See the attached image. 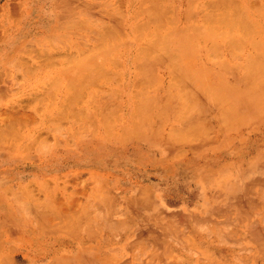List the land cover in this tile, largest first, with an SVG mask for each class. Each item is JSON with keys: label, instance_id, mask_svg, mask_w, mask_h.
<instances>
[{"label": "rangeland", "instance_id": "1", "mask_svg": "<svg viewBox=\"0 0 264 264\" xmlns=\"http://www.w3.org/2000/svg\"><path fill=\"white\" fill-rule=\"evenodd\" d=\"M223 1L136 0L134 12L125 0H0V264H134L137 222L114 209L123 186L166 163L150 137L193 132L197 97L222 102L225 80L264 92V0ZM168 36H182L177 50Z\"/></svg>", "mask_w": 264, "mask_h": 264}, {"label": "crops", "instance_id": "2", "mask_svg": "<svg viewBox=\"0 0 264 264\" xmlns=\"http://www.w3.org/2000/svg\"><path fill=\"white\" fill-rule=\"evenodd\" d=\"M255 64L259 68L260 62ZM215 79L221 82L217 72ZM228 82L225 90L212 87L222 102L209 104L206 97H197L200 114L194 110L188 117L193 132L177 131L181 139L172 141L167 134H153L149 142L156 151L151 157L166 163H158L159 169L136 180L139 184L130 180L123 186L124 198H119L114 212L124 218L113 220L130 225L126 217L133 214L137 222L133 223L134 264H264V247H260L264 245V92H235L233 81ZM234 100H242L238 138ZM199 124L202 129L197 134ZM253 125L259 126L256 152L251 154L252 148L243 158L244 148L253 140L249 136L255 131ZM239 147L242 155L236 158ZM240 158L242 167L237 168L235 160ZM192 228H207L208 234L193 229L191 235Z\"/></svg>", "mask_w": 264, "mask_h": 264}, {"label": "bare ground", "instance_id": "3", "mask_svg": "<svg viewBox=\"0 0 264 264\" xmlns=\"http://www.w3.org/2000/svg\"><path fill=\"white\" fill-rule=\"evenodd\" d=\"M133 1H136V0H127V1L125 0V2L127 3V4H126V10L128 9V7H130L131 9L134 10V12L136 11V9H137L136 6H137V4H135ZM221 1H222V0H221ZM224 1H225V0H224ZM224 1H223V2H224ZM257 1H258V0H257ZM191 2H193V1H191ZM207 2H208V1H207ZM228 2H229V1H228ZM233 2H234V0H233ZM208 3H210V2H208ZM234 3H235V2H234ZM240 3H241V2H240ZM261 3L264 4V1H262ZM203 4H204V2H203ZM229 4H231V3H229ZM166 5H168V4H166ZM169 5H170V4H169ZM173 5H174V4H172V5H170V6H173ZM233 5H234V4H233ZM236 5H237V4H236ZM240 5H241V4H240ZM258 5H261V4H258ZM262 6H264V5H262ZM262 6H261V7H262ZM175 7L177 8L176 4H175ZM206 7H207V6H206ZM236 7L238 8V6H236ZM242 7L244 8V4H242L241 7L239 6L240 9H243ZM172 8H174V6H173ZM172 8H171V9H172ZM176 8L172 9V11H173V14L175 13V14L177 15V13H176ZM237 8H236V9H237ZM196 9H197V7H196ZM258 9L260 10L259 7H258ZM196 11H197V13H198L200 10H196ZM240 11H241V10H240ZM240 11L236 10L235 12H236V14H238ZM123 12H124V11H123ZM207 12H208V11H206V13H207ZM120 14H121V13H120ZM175 14H174V15H175ZM189 14H190V13H189ZM208 14H209V13H207V15H208ZM176 15H175V16H176ZM232 15L234 16L235 13H232ZM239 15H240V13H239ZM239 15H238V16H239ZM242 15H243L244 18L246 17V16H244V14H242ZM187 16H188V15H187ZM187 16H185V17H187ZM240 17H242V16H240ZM173 18H174V17H173ZM173 18L171 17V20H172ZM206 18H207V17H206ZM207 19H210V17L207 18ZM235 19H236V16H235ZM118 21H120V20L118 19ZM177 21H178V20H177ZM248 21H249V20H248ZM173 22H174V21H173ZM173 22H172V23H173ZM118 23H119V22H118ZM202 23H203V22H202ZM247 23L250 24V22H247ZM254 23H255V25H257L255 21H254ZM174 24H175V22H174ZM195 24H196V22H195ZM122 25H123V23H122ZM176 25H177V24H176ZM189 25H190V24H189ZM189 25H187V27H188ZM191 25H192V24H191ZM191 25H190V26H191ZM196 25H197V24H196ZM250 25H251V24H250ZM203 26H204V25H203ZM245 26H246V24H245ZM119 27H121L120 23L118 24V28H119ZM175 27H176V26H175ZM183 27H184V26H183ZM183 27H182V28H183ZM191 27H192V26H191ZM204 27H205V26H204ZM207 27H210V26H207ZM173 28H174V27H173ZM196 28H197V27H196ZM205 28H206V27H205ZM211 28H212V27H210V28H208V29H206V30H209V29L211 30ZM246 28L248 29V25H247ZM175 29H177V28H175ZM179 29H181V27H179L177 30H179ZM197 29H198V28H197ZM113 30H115V29H113ZM170 30H172V29H170ZM177 30H176V31H177ZM181 30H182V29H181ZM185 30H186V29H185ZM199 30H200V27H199ZM172 31H173V30H172ZM179 31H180V30H179ZM169 32H170V31H169ZM199 32H201V31H199ZM199 32H198V33H199ZM171 33H172V32H171ZM209 33H210V31H209ZM212 33H213V32H212ZM253 33H254V32H253ZM178 34H179V32L177 31V35H178ZM168 35H169V34H168ZM254 35H255V34H254ZM175 36H176V35H175ZM166 39H167V38H166ZM166 39H165V41H167V40L169 41V40H170L169 43L166 42V43H168V46H169V47H166L167 45H164V46H163V47L165 48V49H164V48H163V49L166 50L167 52L172 51V49L177 50L178 47H179V45L183 42V40H182V36H179L178 38H175V37L170 38V37L168 36V39H167V40H166ZM211 42H212V41H211ZM211 42H210V43H211ZM215 43H216V42L214 41L213 44H214V45H218V43H217V44H215ZM220 43H221V42H220ZM121 44H123V42H122ZM116 46H117V45H116ZM172 47H173V48H172ZM215 47H216V46H215ZM207 48H208V47H207ZM196 49H197V48H196ZM216 49H217V48H216ZM219 49H220V47H219ZM218 52H219V51H218ZM159 53H160V52H159ZM159 53H158V54H159ZM161 53H162V52H161ZM175 54H177V53H175ZM171 55H172V54H171ZM156 56H157V55H156ZM158 56H160V55H158ZM161 56H162V54H161ZM161 56H160V57H161ZM176 56H177V55H176ZM176 56H175V57H176ZM178 57H179V53H178V56H177L176 58H178ZM157 58H158V57H156V59H155V57L152 58V61H151L150 63H147V64H149L151 67H153V66H154V65H152L153 63H163L164 60H163L162 57H161V58H158V59H157ZM244 59H245V58H244ZM176 60H177V59H176ZM253 60H254V59H253ZM173 61H174V60H173ZM245 62H246V61H245ZM174 63H175V62H174ZM250 63H252V61H251ZM177 64H178V63H176V65H177ZM243 64H244V63H243ZM243 64H241V66H242ZM247 64H248V63H247ZM159 65H160V64H159ZM238 65H239V64H238ZM254 65H255V64H254ZM227 66H228V65H227ZM243 66H244V65H243ZM245 66H246V65H245ZM248 66H249V65H248ZM221 67H223V69H225V66H224V65H221ZM228 67H229V66H228ZM228 67H227V68H228ZM234 68L236 69L237 67H234ZM244 69H245V68H244ZM230 70H231V69H230ZM252 70H253V69H252ZM252 70H251V71H252ZM254 70H255V68H254ZM254 70H253V71H254ZM245 71H246V70H245ZM251 71H249L250 74H251V73H253V74L255 73V71H254V72H251ZM149 73H150L152 76H155V75L157 76V73H155V71H154L153 69H151V68H150V70H149ZM153 73H154V74H153ZM242 73L244 74V72H242ZM250 74H249V75H250ZM190 75H191V74H190ZM190 75H189V76H190ZM231 76H232V74H231ZM241 77H242V76H241ZM253 77H255V76H253ZM240 80H241V79H240ZM259 81H260V80H259ZM256 83H257V82H256ZM257 85H258V84H257ZM193 90H194V89H193ZM192 92H195V91H192ZM195 93H196V92H195ZM194 98H195V97H194ZM192 99H193V98H192ZM195 100H196V99H195ZM223 100H224V99H223ZM191 101H192V100H191ZM193 103H194V102H193ZM195 103L197 104V101H196ZM199 104H200V103H199ZM227 105H228V103H227ZM200 106H201V105H200ZM193 107H194V106H193ZM221 108H223V107H221ZM203 109H204V108H203ZM230 109H231V108H230ZM206 112H207V111H206ZM194 113H195V112H194ZM202 113H203V112H202ZM202 113H201V114H202ZM204 113H205V111H204ZM224 113H226V112H224ZM200 117H201V116H200ZM189 121H190V120H189ZM189 121H188V122H189ZM229 123H230V122H229ZM175 135H176V134H175ZM205 137H207V136L205 135ZM207 138H208V137H207ZM207 138H206V139H207ZM202 139H203V138H202ZM187 141H188L189 143L191 142V141L188 140V139H187ZM176 142H177V141H176ZM182 142H183V141H182ZM174 143H175V142H174ZM183 143H184V142H183ZM191 143H192V142H191ZM260 182H261V181H260ZM262 183H264V181H262ZM259 185H260V184H259ZM260 192H261V191H260ZM145 195H146V194H145ZM259 196H260V195H259ZM261 196H262V194H261ZM261 196H260V197H261ZM262 199H264V197H262ZM251 201H252V200H251ZM241 202H242V201H241ZM252 202H253V201H252ZM255 203H256V202H254V204H255ZM256 204H258V203H256ZM239 206H240V205H239ZM252 206H253V205H252ZM239 208H240V207H239ZM253 208H254V207H253ZM240 209H241V208H240ZM242 211H243V210H242ZM247 211H248V210H247ZM245 212H246V211H244V213H245ZM249 214H251V212H250ZM252 214H254V213H252ZM246 215H248V214H246ZM242 219H243V218H242ZM250 224H252V222H251ZM250 224L248 225V228H251V227H249V226H251ZM253 226H255V225H253ZM163 227H164V226H163ZM165 228H166V226H165ZM165 228H162V230L165 229ZM255 228H256V226L254 227V229H255ZM258 228H259V227H258ZM166 229H167V228H166ZM254 229H253V230H254ZM256 229H257V228H256ZM262 229H264V225H262ZM251 230H252V229H251ZM166 231H167V230H166ZM166 231H163V234H165ZM259 231H260V230H259ZM259 231H258V233H259ZM167 232L169 233V231H167ZM255 232H256V231H255ZM255 232H254V233H255ZM262 234H264V233H262ZM251 236H254V237H255V234H254V235L252 234ZM258 236H259V234H258ZM256 237H257V236H256ZM256 237H255V238H256ZM260 237H261V235H260ZM155 238H156V236H155ZM258 238H259V237H258ZM249 239H250V238H249ZM158 240H159V238H158ZM162 240H163V239H162ZM259 240H260V239H259ZM259 240H258V241L256 240V244H258V245H262V244H264V243L261 244V241H259ZM261 240H262V242H264V238H262ZM251 241H252V240H251ZM159 242H160V240H159ZM258 242H259L260 244H259ZM260 247H264V245H262V246H260ZM260 247H259V248H260ZM262 254H264V252H262ZM188 262H189V261H188Z\"/></svg>", "mask_w": 264, "mask_h": 264}]
</instances>
